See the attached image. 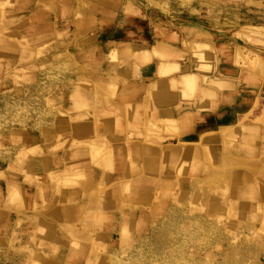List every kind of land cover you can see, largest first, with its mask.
<instances>
[{
    "label": "rangeland",
    "instance_id": "obj_1",
    "mask_svg": "<svg viewBox=\"0 0 264 264\" xmlns=\"http://www.w3.org/2000/svg\"><path fill=\"white\" fill-rule=\"evenodd\" d=\"M62 18L68 27L56 25ZM48 22L44 41L28 47L32 60L20 64V42L33 40L38 35L33 27L46 28ZM0 25V264H84L94 256L101 258L98 264H264V0H0ZM157 36L163 41L155 45ZM58 40L65 42L58 45ZM11 46V54L3 51ZM123 48L129 56L120 53ZM158 63L164 65L156 71ZM221 65L225 76L217 75ZM241 72L246 75H231ZM25 75L36 80L31 84ZM78 78L83 95L78 109L84 113L79 120L91 126L90 133H77L66 116L68 128L59 131L64 138L59 144L50 136V153L61 152L64 143L70 148L104 136L91 143L97 154L111 153L112 169H98L85 149L87 160L75 167L86 169L89 179L85 173L73 188H62L73 195L65 201L38 165L34 173L40 185L47 179L46 198L55 214L46 217L52 237H41L28 230L34 221L22 213L35 202L34 216L45 215L47 206L40 205L45 199L31 195L25 209L5 202L14 159L15 165L21 162L20 185L31 194L39 187L36 179L24 183L29 155L14 157L21 135L11 131L29 123L52 127L54 110L76 104L70 86ZM23 86V92L13 93ZM222 93L246 95L247 111L221 104L234 99ZM132 109L130 135L104 122L114 113L103 112L113 110L121 119ZM163 144L172 148L159 149ZM124 181L132 193L124 190ZM98 198L102 207L95 203ZM63 208L72 212L67 219ZM96 210L103 217H96ZM99 234L106 244L98 252L92 239ZM73 239L81 241L84 255L72 259Z\"/></svg>",
    "mask_w": 264,
    "mask_h": 264
},
{
    "label": "bare ground",
    "instance_id": "obj_2",
    "mask_svg": "<svg viewBox=\"0 0 264 264\" xmlns=\"http://www.w3.org/2000/svg\"><path fill=\"white\" fill-rule=\"evenodd\" d=\"M61 2H63V1H61ZM66 3V2H65ZM64 5V4H63ZM62 5V6H63ZM66 9H68V8H66ZM66 9H64V11L66 10ZM63 11V10H62ZM67 11H69V10H67ZM59 16V15H58ZM9 17V16H8ZM10 17H12V19L14 20H16V18L17 17H19V16H15L14 14L13 15H11ZM34 18H36V15L35 16H33ZM6 15H5V21H6ZM59 18H60V16H59ZM8 19V18H7ZM12 19H10V20H8V21H10L11 22V20ZM18 19V18H17ZM23 19V18H22ZM34 20V19H33ZM62 21H63V23H56V25H58V26H61V25H68L69 23L67 22V24L65 23V21H64V19L62 18L61 19ZM2 21H4V17H3V20ZM27 21V20H26ZM26 21L24 22V23H26ZM30 22V21H29ZM33 22V21H32ZM34 22H35V20H34ZM27 24V23H26ZM3 25H4V23H3ZM21 25H25V24H20V26ZM31 25V24H30ZM30 25L27 27L28 29H30L31 27H30ZM33 25H35V23L33 24ZM46 25V24H45ZM49 22L47 23V27L46 28H41V27H43L42 25H40V24H36L33 28L36 30V33L38 34V35H36L37 37H35V38H33V40H31V38L29 39V40H27V39H22V41L20 42V45L23 47V50H22V56H21V59L22 60H20V64H21V62L22 61H30V60H32V57L34 56L33 54H34V51L32 50V49H30V48H28V47H30V46H32V45H36L37 44V42H39L40 40H41V38H43L42 40L44 41V39H45V36H46V31H47V28L49 27ZM1 26V25H0ZM142 26V25H141ZM159 26V25H158ZM2 28H3V26H1ZM68 27V26H67ZM72 27V26H71ZM143 28V27H142ZM154 28H156L155 26H154ZM154 28H153V30H154ZM11 29V28H10ZM9 29V30H10ZM45 29V30H44ZM31 30V29H30ZM43 30H44V32H43ZM57 30V29H56ZM158 30V28H156L155 29V31H157ZM130 31V30H129ZM154 31V32H155ZM160 31V30H159ZM159 31L158 32H156V34L157 33H159ZM161 31H162V33L164 32L162 29H161ZM4 32H6V31H4ZM33 32H34V30H33ZM57 33H58V31H57ZM63 33V32H62ZM121 34H123V33H121ZM132 34V33H131ZM156 34H155V36H156ZM159 34H161V33H159ZM166 34V33H165ZM41 35V36H40ZM43 35V36H42ZM158 35V34H157ZM161 35H163V34H161ZM167 35V34H166ZM169 35H171L172 36V34H169ZM60 35H58V37H59ZM62 36H60L59 37V39L61 38ZM159 36H157L156 38H157V40L158 39H161V37L160 38H158ZM64 38V37H63ZM163 38H164V36H163ZM6 40V39H5ZM8 40V39H7ZM9 41V40H8ZM159 41H161V40H158V41H155L154 43H155V45H156V42H159ZM163 41V40H162ZM161 41V42H162ZM64 42L65 41H62V40H58V45H62V44H64ZM160 42V43H161ZM7 41H5V43H4V40H3V44H4V46L5 45H10L9 44V42L7 43ZM160 43H158V44H160ZM34 45V46H35ZM154 45V47H158V46H155ZM219 45H222L223 46V44H219ZM160 46H162V45H160ZM38 47V46H37ZM48 47V45L46 46V48ZM50 47V46H49ZM163 47V46H162ZM166 47H168V46H166ZM243 48V47H242ZM52 48H50V49H48V51H50ZM155 49V48H154ZM238 49H241V47H238ZM15 50V47L14 46H11V47H8V48H4L3 49V51L4 52H7L8 54H11L12 53V51H14ZM34 50H35V47H34ZM37 50V49H36ZM152 50H153V48H152ZM173 50H174V48H173ZM57 51V50H56ZM56 51H53V57H57V59L59 58V53L57 54L56 53ZM129 51V49L127 50V48H123L122 50H121V54L122 53H126V52H128ZM158 51H159V49H158ZM241 51H243L242 49H241ZM240 51V52H241ZM245 51H247V50H244V53H245ZM155 52V51H154ZM239 51H237V53H238ZM124 53V54H125ZM145 53V52H144ZM144 53H141V54H144ZM160 53V52H159ZM242 53V52H241ZM243 53V54H244ZM249 55H250V53L249 52H247ZM55 54H56V56H55ZM120 54V56H123V55H121ZM157 54H158V52H157ZM242 54V55H243ZM35 55H36V53H35ZM51 55V54H50ZM126 55H128L129 56V54H127L126 53ZM239 55H240V53L239 54H237V56L239 57ZM241 55V56H242ZM247 55V54H246ZM143 57H145V54L144 55H142ZM141 56V57H142ZM162 56H163V54H162ZM241 56H240V58H241ZM124 57V56H123ZM142 57V58H143ZM243 58H244V55L242 56ZM249 57V56H248ZM255 57V56H254ZM35 58H37V57H35ZM139 58H140V56H139ZM57 59H56V61H57ZM124 59V58H123ZM145 59H146V57H145ZM144 58L142 59L143 61L145 60ZM237 59H239V58H237ZM245 59V58H244ZM128 60H130V59H128V58H126L125 57V60H124V62H123V64H124V66L127 68L128 66ZM246 60V59H245ZM245 60H243L242 59V61H245ZM256 60V59H255ZM19 61V60H18ZM242 61H240L239 60V62H242ZM53 62H55V61H53ZM246 62H247V60H246ZM254 63H256V61L254 62ZM264 63V62H263ZM168 64V63H167ZM164 65V64H163ZM161 63H158L157 64V67H158V69H156V71L157 70H159L162 66H163ZM168 65H170V64H168ZM173 66H174V64H172ZM171 65V66H172ZM246 65V64H245ZM250 65V64H249ZM251 65H253L254 66V64H251ZM26 66H28V65H25V67ZM34 66V65H33ZM32 66V67H33ZM165 66H166V64H165ZM170 66V67H171ZM172 66V67H173ZM175 66H177V65H175ZM252 66V67H253ZM20 68H22V66L20 65L19 66ZM165 68V67H164ZM163 68V69H164ZM176 68V67H175ZM24 70L25 69H28V68H23ZM173 69V68H172ZM20 70H22V69H20ZM175 70V69H174ZM19 71V70H18ZM161 71V70H160ZM166 71V70H165ZM170 72V71H169ZM13 73H16V71L15 72H13ZM166 73V72H165ZM164 74V73H163ZM17 77V76H16ZM185 77V76H184ZM18 78H19V76H18ZM25 78L27 79V80H29V81H31V84L36 80V75H34V76H26L25 75ZM181 80H182V78H181ZM189 81H191V79L189 78H187V83L186 84H188V85H191L190 84V82ZM184 82V81H183ZM189 82V83H188ZM178 83V82H177ZM185 83H184V85H183V87L184 88H189V87H191V86H189V87H187V86H185L186 85ZM81 85V79H79L78 78V80H77V82L76 83H72L71 84V89L70 90H72V92H74V94L72 95V97L71 98H73V99H71V102L72 101H76V104H71V105H68V107L67 106H65L64 108H63V111H59V110H54L53 111V113H52V116H51V119H50V122L51 123H53L54 125H52V127H48V128H44V129H40L37 125H31L32 123H29V124H27V125H24V126H20V127H17L16 129H13L12 131H11V133H16V132H18L21 136L19 137V141L21 142V145L20 144H18V146L16 147L17 149H16V155H14V157H16V156H21V154H28L29 155V159H28V161L25 163V164H23V181H24V183L27 181V179H29L30 178V180H35L36 179V181L38 180V177L36 176L37 174H35L34 173V170L36 169V167L38 166V165H41V168H42V172L44 173V176H45V178H47L48 179V181H54V183L53 184H55V192L56 193H61V192H63L66 196L64 197V199L65 198H71L73 195H72V193L70 192V191H66V189H62V188H65V187H67V188H69V187H72L73 188V185H77V183L79 182V181H77L79 178L81 179V177H85L84 176V174L86 175V177H88L87 179H89V176L87 175V171H86V169L85 170H83V169H80V168H78V167H75V165H79V164H84V162H85V160H87L86 158V152H85V149H88L89 148V150H91L90 152V155H91V157L93 158V161L95 162V163H97L98 165H100V166H98L97 164H96V166H97V168L98 169H100L101 168V166L103 167V169L104 170H106V172H108V171H110V173H111V170L110 169H112V167H111V165L113 164H111V161H112V159H111V157H110V154L109 153H104V155H100V154H97V151H95L96 149H97V147L96 146H94V145H92V143H91V141H92V139H98V138H101V139H103L104 140V136H100V135H96L95 136V138H92L89 142L88 141H84V142H81V144L79 145V144H77L76 146H73V144H72V146H70V148H69V146H67V145H65V143L64 144H62V145H60V147H62V151L60 152V150H61V148L56 152V153H50V151H53V150H50V141H49V138H50V136H54L55 137V139L59 142V144L62 142L61 141V138H64V135H60L59 134V131H63L64 129L65 130H67V128H68V126L66 125V123H65V117L67 116V117H72V120H71V123H72V128H74L76 131H77V133H80V134H85V133H90L89 131H90V129H91V126L89 125V124H86V123H83L82 121H80L79 119H83V116H84V113H82L81 114V112H79V107L81 106V104L80 103H82V98H83V95H81V92H80V90L78 89L79 88V86ZM181 86H182V84H181ZM193 86V85H192ZM24 88H25V86H23L22 88H18V89H14L13 91H15V92H13V93H19V92H23L24 91ZM182 88V87H181ZM180 88V89H181ZM184 88H183V90H184ZM27 90H28V88H27ZM182 90V89H181ZM188 90V89H187ZM187 90H185V92L187 91ZM11 91V90H10ZM191 91V90H190ZM190 91H188L189 93H190ZM147 93V92H146ZM159 93V92H158ZM161 93V92H160ZM159 93V94H160ZM183 93V92H182ZM187 93V92H186ZM188 93V94H189ZM66 94V93H65ZM159 94H157L158 96H159ZM188 94H185V95H188ZM149 95L151 96V94L149 93ZM153 95V94H152ZM184 95V96H185ZM150 96H149V98H150ZM162 96H165V95H162ZM161 96V97H162ZM46 97H48V96H45L44 98H45V106H46V108H49L48 107V102H49V99L48 98H46ZM155 97V96H154ZM151 98H152V96H151ZM159 98H160V96H159ZM163 99H164V97H162ZM161 98V99H162ZM144 100V99H143ZM161 101V100H160ZM159 100H158V104H161V103H159L160 102ZM162 102V101H161ZM135 104V103H134ZM162 105V104H161ZM3 106V105H2ZM129 107H132V106H130L129 105ZM136 108V107H135ZM178 108V107H177ZM81 111V110H80ZM111 111V110H110ZM132 111L133 112H127L126 114H123L124 116H123V118H119V116H114L115 115V112L112 110L111 112H107V113H104L103 112V115H110V113L111 114H113L114 113V115H112V117H108V118H105V120H104V122L105 123H107V124H111V123H113V124H115V126H114V128H115V130H121V128H123L124 130H125V132H126V135H130L131 134V132H133V130H135L134 129V127H133V125L131 124V120L133 119V114L134 113H136V111L134 112V109H132ZM119 113V112H118ZM162 113H166V111H162ZM168 113H170V112H168ZM120 114V113H119ZM102 118V117H101ZM104 118V117H103ZM100 119V118H99ZM97 121H98V119H96L92 124V126H94L96 123H97ZM103 122V121H102ZM151 123V122H150ZM154 123V122H153ZM124 125V126H121V125ZM155 124V123H154ZM154 124H152V126L154 125ZM34 126H36V128L34 129ZM156 125H154L153 127H155ZM138 128V127H137ZM93 129V128H92ZM158 130H159V128H157ZM93 131H94V129H93ZM53 132H54V134H53ZM17 133V134H18ZM37 133V134H36ZM14 135H16V134H14ZM90 135V134H89ZM125 135V136H126ZM128 138V137H127ZM126 137H125V139H127ZM129 138H131V137H129ZM17 140V139H16ZM15 140V141H16ZM14 141V140H13ZM12 143V142H11ZM73 143V142H72ZM59 144H58V147H59ZM75 144V143H74ZM94 144V143H93ZM104 145V144H103ZM16 146V145H15ZM38 146V147H37ZM67 146V147H66ZM84 146H85V148H84ZM32 147V148H31ZM76 147V148H75ZM128 148H131V145L128 147ZM172 147L170 146V145H168V144H163V145H161V146H159V149H171ZM174 148V147H173ZM190 148V147H189ZM107 149V148H106ZM183 148H181V150H182ZM130 150V149H129ZM105 151V150H104ZM184 151H186V150H184ZM174 154H175V152H174ZM173 154V155H174ZM178 154V153H177ZM183 154H185L186 155V152H183ZM187 154H189L188 152H187ZM172 155V156H173ZM185 155H183V156H185ZM171 156V159H173V157ZM175 156V155H174ZM182 156V155H181ZM13 157V158H14ZM60 157H61V160H60ZM91 157L89 156V158L91 159ZM129 158V157H128ZM185 158L186 157H183V158H181L180 157V161L181 162H183L182 160L184 159V161H185ZM129 160H130V158H129ZM128 160V161H129ZM93 161H91L90 160V163L92 162L93 164H94V162ZM127 161V160H126ZM131 161V160H130ZM181 162H179V163H181ZM187 162V161H186ZM91 163V164H92ZM188 163V162H187ZM16 164V161H15V159H14V161H12L11 162V165L12 166H10L11 167V170L12 171H10L9 172V178H7L6 179V181H7V184H6V199H5V202L6 203H8L9 204V207L11 206V208L13 207V206H20V207H24V209H25V207H27L28 206V199H30L31 198V195H36V196H39L40 198H42V199H45V202H44V200H42L43 202L41 203L40 202V205H42L43 203H44V205H46L47 206V210H46V213H45V215L44 214H40V215H38V216H34V214H33V211L36 209V207H38L37 206V204L34 202V206H33V204L32 205H30L31 207L28 209V210H26V212L25 213H22V216L24 217V219L25 218H28V219H31V221H34V222H31L30 224H31V226L28 228V230H32V231H39V234H40V236L42 237V236H45V237H48V238H50V237H52V233L50 232V230H49V228H51L50 227V225H49V223H47V219H46V217L47 216H49V214H50V216L53 214V215H55L54 214V212H53V209L51 208V201L50 200H47V196H48V192H49V189H47V187H46V184H47V179H45V181H46V183L44 182V183H42V185H40V183L37 181H34V184H35V182L36 183H39V187H37L36 188V191H34L33 192V194H31L30 193V191L26 188V187H24V186H22V185H20V183H19V181H20V179H19V175H20V169H21V162L20 163H18L17 165H15ZM65 165L66 167H67V169H65L64 171H49V167L50 166H53V167H55V166H58V165ZM90 164V165H91ZM92 164V165H93ZM185 164V163H184ZM95 165V164H94ZM182 165V164H181ZM180 165V166H181ZM96 166H93V167H95L96 168ZM183 166V168H184V165H182ZM186 167V166H185ZM180 168V167H179ZM179 168H177V169H179ZM126 170H127V167H126ZM180 171H182V169L181 170H179V172ZM42 173V174H43ZM88 173H90L89 171H88ZM109 173V172H108ZM41 174V175H42ZM127 174H128V172H127ZM179 174V173H178ZM104 177H105V175H102L101 176V179H104ZM124 177H128L127 175L126 176H124ZM123 177V178H124ZM79 179V180H80ZM83 180L84 179H86V178H82ZM86 179V180H87ZM99 180V182H101L102 183V180ZM107 179V178H106ZM124 179H126V178H124ZM106 181V180H105ZM152 182V181H151ZM28 183V182H27ZM107 183V182H106ZM29 184H30V182H29ZM130 183L128 182V181H124L123 183H122V186H123V188H125L124 190L126 191V192H128V190H129V188H130V185H129ZM103 185V184H102ZM105 185V184H104ZM103 185V186H104ZM63 186V187H62ZM69 186V187H68ZM97 186L98 187H100L101 185H100V183L99 184H97ZM136 186V185H135ZM101 188V187H100ZM97 189H99V188H96V190ZM95 190V191H96ZM122 191L123 190H121V193H122ZM131 191H133V190H131ZM126 192H125V195H126ZM92 193V192H91ZM100 193V192H99ZM128 193H132V192H128ZM127 193V194H128ZM94 194V193H93ZM93 194H90L89 196L92 198V196L91 195H93ZM56 195V194H55ZM155 195H156V193H155ZM100 196V195H99ZM98 196V197H99ZM154 196V195H153ZM81 197H82V195H81ZM105 197H106V199H107V195H105ZM104 197V198H105ZM155 197V196H154ZM90 198V199H91ZM121 199H123V197L121 196ZM120 199V200H121ZM125 199V198H124ZM41 200V199H40ZM63 200V199H62ZM71 200V199H70ZM89 200V199H88ZM91 200H93V199H91ZM101 199H99L98 198V200L97 199H95V203L97 202V201H100ZM54 201V200H53ZM65 201H66V199H65ZM123 201V200H122ZM121 202V201H120ZM54 202H52V204H53ZM71 203V202H70ZM94 203V204H95ZM89 204H93V203H89ZM96 204H98V202L96 203ZM88 205V204H87ZM99 205V204H98ZM43 206V205H42ZM89 206V205H88ZM100 206V205H99ZM99 206H98V208H99ZM22 207V208H23ZM100 207H102V206H100ZM105 207V206H104ZM22 208H20V209H22ZM39 208H41L42 209V207H39ZM44 209H46V207L44 208ZM32 210V211H31ZM43 210V209H42ZM36 212V211H35ZM34 212V213H35ZM61 212H62V214L64 213L65 215H63V216H65L64 218L65 219H67V217H68V215L70 214H68V211H67V209H62L61 210ZM95 212V211H94ZM96 212H97V210H96ZM1 213V212H0ZM16 214H18L19 212H15ZM31 213L33 214V215H31ZM55 213H57V212H55ZM91 213V212H90ZM1 214H3V213H1ZM71 214H72V212H71ZM70 214V215H71ZM52 215V216H53ZM95 216L96 217H103V213L102 212H97L96 214H95ZM95 216H93L92 215V220L94 219V217ZM21 217V215L20 216H18V219ZM95 217V218H96ZM89 220V219H88ZM91 220V221H92ZM95 220H97V218L95 219ZM94 220V221H95ZM18 223H19V220H16ZM97 222H98V220H97ZM33 223V224H32ZM95 223V222H94ZM95 225V224H94ZM65 227H67V228H71V227H73L72 225H65ZM75 227V226H74ZM76 227H77V224H76ZM75 227V228H76ZM97 227H98V225H97ZM74 228V229H75ZM77 229V228H76ZM26 230V229H25ZM85 231V230H84ZM14 234V233H13ZM101 234H99L98 236H97V238L95 237V239H92V241L93 242H95V244H96V246H97V249H96V251L98 250V252H99V249L98 248H100V249H102L103 248V246L106 244L105 243V239H103V237L102 238H100L101 236H100ZM104 235V234H103ZM1 239V238H0ZM96 240V241H95ZM1 242V241H0ZM90 242H91V240H90ZM70 248H69V251H70V256H71V258L73 259V257H75V254H80L81 256L82 255H84V250H83V248H82V243H81V241L80 240H78V239H73V240H71L70 242ZM56 247L54 246V248H53V251H52V254H53V252H55L54 251V249H55ZM95 248V247H94ZM29 250V249H28ZM102 250H104V249H102ZM26 251V250H25ZM28 254V253H27ZM94 255V254H93ZM100 261H101V258L100 257H98V256H94L93 258L91 257L90 259H86V261H85V263L84 264H98V263H100Z\"/></svg>",
    "mask_w": 264,
    "mask_h": 264
},
{
    "label": "crops",
    "instance_id": "obj_3",
    "mask_svg": "<svg viewBox=\"0 0 264 264\" xmlns=\"http://www.w3.org/2000/svg\"><path fill=\"white\" fill-rule=\"evenodd\" d=\"M224 69H225V65L219 66V70H218V74L217 75H219V76H225V75H227V74H225V70ZM220 72H221V74H220ZM231 75H237V76H241V77L243 76L244 77V75H246V74H242V72H241V74L240 73H238V74L236 73V74H231ZM248 87H249L250 90H254L255 88H257L256 86H253V87L248 86ZM250 93H251V91H250ZM220 95H225V93H222ZM225 96H227V97H233L234 99L231 100V101H225V102L223 101V102H221V104H223V105L229 104L231 106L234 104L236 106V108H238L239 110H241V111H247L246 110V107H247V104H250V100L247 99L246 95L245 96L244 95L234 96V95H231V94H227ZM241 100H244V102H241ZM255 100L256 99L254 97L252 107H253V105H255ZM229 102H232V103H229ZM252 107H250L249 109H251Z\"/></svg>",
    "mask_w": 264,
    "mask_h": 264
}]
</instances>
